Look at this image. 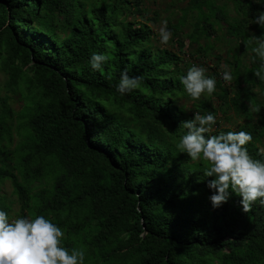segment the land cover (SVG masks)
I'll return each mask as SVG.
<instances>
[{
  "label": "trees",
  "instance_id": "1",
  "mask_svg": "<svg viewBox=\"0 0 264 264\" xmlns=\"http://www.w3.org/2000/svg\"><path fill=\"white\" fill-rule=\"evenodd\" d=\"M143 1L0 0V209L46 216L85 264H264V204L243 212L233 193L213 208L203 163L176 147L180 122L210 111L211 134L251 132L249 154L264 159V82L247 42L264 5L170 0L174 50L154 45L158 14ZM94 51L109 54L101 70ZM193 64L216 78L211 95L184 92ZM124 68L143 79L119 94Z\"/></svg>",
  "mask_w": 264,
  "mask_h": 264
},
{
  "label": "clouds",
  "instance_id": "2",
  "mask_svg": "<svg viewBox=\"0 0 264 264\" xmlns=\"http://www.w3.org/2000/svg\"><path fill=\"white\" fill-rule=\"evenodd\" d=\"M264 5V0H255ZM264 29V11L249 19V24ZM167 21H161L159 39L166 43L171 38ZM247 42L251 52L258 58L259 65L253 71L258 80L264 82V31L259 36L251 34ZM109 60V54L92 52L88 64L92 70H101ZM174 65L168 64L172 69ZM227 67V66H225ZM203 66L193 64L184 75L179 76L183 90L193 99L202 94L211 95L216 90V78L205 75ZM224 81L233 79L232 73H221ZM142 76L129 75L127 68L120 71L115 90L124 94L139 86ZM216 122L213 112H194L191 119L181 121L177 149L192 161L203 163L202 174L207 187L212 190L208 197L211 206L218 208L231 194L240 197L239 204L247 212L253 202L264 204V159L254 158L246 145L252 140V133L244 130L219 131L211 134ZM63 229L44 215L10 218L0 209V264H85L86 252L80 247L71 249L62 245Z\"/></svg>",
  "mask_w": 264,
  "mask_h": 264
},
{
  "label": "rangeland",
  "instance_id": "3",
  "mask_svg": "<svg viewBox=\"0 0 264 264\" xmlns=\"http://www.w3.org/2000/svg\"><path fill=\"white\" fill-rule=\"evenodd\" d=\"M181 6V3H174L171 4L170 0H145L143 1L142 8L144 12L147 13L148 16H151L153 12L158 14V19L155 23H150L154 34V45L159 47H170L171 49L175 50V46H171L169 42L162 43L159 39V28L161 27V21H168L169 19H172L173 22L177 20L176 14H172L171 11H174V13H178L179 9L178 7ZM133 18L136 20H142L140 15L134 14ZM203 39L200 40V43H202ZM204 42V41H203ZM212 42L214 43L215 47V53H219L222 56L224 55L225 46L222 44V42H219L218 40L212 39ZM208 65H213L214 63L211 60L207 61ZM12 109L17 111L20 107V102L16 96L13 97V100L11 102ZM5 193L8 195L10 193V186L8 183L4 186Z\"/></svg>",
  "mask_w": 264,
  "mask_h": 264
}]
</instances>
